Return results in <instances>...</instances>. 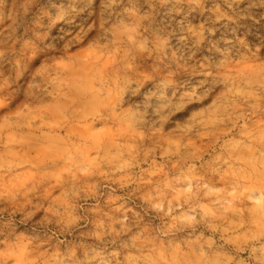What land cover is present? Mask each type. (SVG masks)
I'll return each instance as SVG.
<instances>
[{"label":"rangeland","instance_id":"rangeland-1","mask_svg":"<svg viewBox=\"0 0 264 264\" xmlns=\"http://www.w3.org/2000/svg\"><path fill=\"white\" fill-rule=\"evenodd\" d=\"M0 264H264V0H0Z\"/></svg>","mask_w":264,"mask_h":264}]
</instances>
